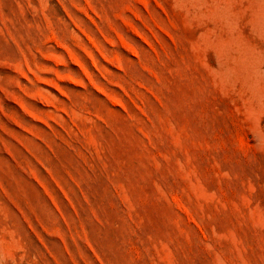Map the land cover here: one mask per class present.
<instances>
[{
	"label": "rangeland",
	"instance_id": "1",
	"mask_svg": "<svg viewBox=\"0 0 264 264\" xmlns=\"http://www.w3.org/2000/svg\"><path fill=\"white\" fill-rule=\"evenodd\" d=\"M0 264H264V0H0Z\"/></svg>",
	"mask_w": 264,
	"mask_h": 264
}]
</instances>
